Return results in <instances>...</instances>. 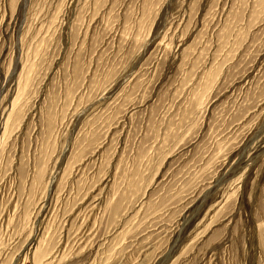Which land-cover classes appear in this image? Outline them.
I'll return each instance as SVG.
<instances>
[{"label": "rangeland", "instance_id": "1", "mask_svg": "<svg viewBox=\"0 0 264 264\" xmlns=\"http://www.w3.org/2000/svg\"><path fill=\"white\" fill-rule=\"evenodd\" d=\"M0 264H264V0H0Z\"/></svg>", "mask_w": 264, "mask_h": 264}]
</instances>
